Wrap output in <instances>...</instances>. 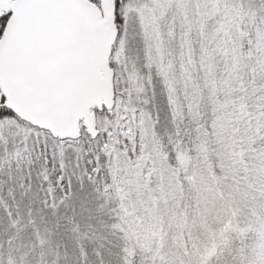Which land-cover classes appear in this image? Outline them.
<instances>
[{"label":"snow or ice","instance_id":"obj_1","mask_svg":"<svg viewBox=\"0 0 264 264\" xmlns=\"http://www.w3.org/2000/svg\"><path fill=\"white\" fill-rule=\"evenodd\" d=\"M0 264H264V0H0Z\"/></svg>","mask_w":264,"mask_h":264}]
</instances>
